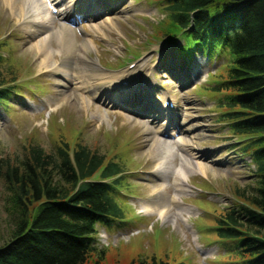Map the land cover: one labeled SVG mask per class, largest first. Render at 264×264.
I'll return each instance as SVG.
<instances>
[{"label": "rangeland", "instance_id": "obj_1", "mask_svg": "<svg viewBox=\"0 0 264 264\" xmlns=\"http://www.w3.org/2000/svg\"><path fill=\"white\" fill-rule=\"evenodd\" d=\"M10 4V0H0V56L3 78L10 84L17 80L13 85L18 94L11 96L8 105L0 103V158L20 163L32 145L52 153L64 143L71 147L81 143L120 165L122 179L116 188L124 218L98 226V253L105 252L102 264H133L141 259L151 262L154 257L169 264H242L244 259L236 252L222 251L221 239L212 230L225 210L242 201L244 190L253 192L255 181L254 165L237 148L242 139L219 120L224 110L211 91L216 82L227 76L233 60L228 51L216 59H209L201 52H196L190 60L185 58L188 46L180 53L182 40L169 41L162 33L170 15L165 0H123L116 10L94 19L95 24L106 17L114 20L115 27L101 33L90 29L88 19L76 25L80 40L87 34L97 41L98 52L92 56L110 74L132 71L149 61L148 67L156 69L155 90L175 99L179 122L192 129L188 139L207 155L206 163L211 166L208 176H193L192 192L182 198L193 213L188 218L181 217L186 222L181 219L176 227L171 223L163 227L157 216L145 217L139 213L140 201L152 194V190L144 187L148 185L147 166L133 161L141 157L135 140L138 127L134 124L145 122L146 118L114 104L95 101L105 121L102 130L96 132L98 125L94 124L92 112L72 106V90L57 86L60 76L39 69L40 56L32 52V47L41 36L31 37L25 31L18 13H11ZM62 91L66 92L62 101L68 95V103L58 112H52L47 98ZM56 106H62L61 101ZM112 110L115 113L109 114ZM183 113L188 116L184 117ZM123 114L135 123L125 125ZM175 163L178 165L179 161ZM10 197L4 180H0V247L11 239L15 229ZM104 229L107 233H103ZM97 260L99 254L95 253L85 264H95Z\"/></svg>", "mask_w": 264, "mask_h": 264}, {"label": "trees", "instance_id": "obj_2", "mask_svg": "<svg viewBox=\"0 0 264 264\" xmlns=\"http://www.w3.org/2000/svg\"><path fill=\"white\" fill-rule=\"evenodd\" d=\"M165 1L170 15L162 33L169 41L182 40L180 53L188 46L185 58L201 52L216 59L225 51L233 58L226 78L211 91L224 110L219 120L242 139L237 148L255 166V181L253 192L244 190L242 201L225 210L212 230L222 251L236 252L242 264H264V0ZM16 81L3 78L0 56L5 106L18 94ZM122 173L118 163L81 143H64L52 153L32 145L20 163L0 158V180L15 215L0 264H85L95 253V264H102L96 227L124 218L116 188ZM133 264L169 263L154 257Z\"/></svg>", "mask_w": 264, "mask_h": 264}, {"label": "bare ground", "instance_id": "obj_3", "mask_svg": "<svg viewBox=\"0 0 264 264\" xmlns=\"http://www.w3.org/2000/svg\"><path fill=\"white\" fill-rule=\"evenodd\" d=\"M122 1L10 0V10L12 14L18 13L25 31L31 37L41 36V40L32 47V52L40 56L39 69L60 76L57 86L72 90V106L79 111L92 112L94 124L98 125L96 132L102 130L105 121L95 101L104 105L114 104L130 114L146 118L145 122L134 124L138 127L135 140L141 157L133 161L147 166L149 178L148 185L144 187L152 190V194L147 200L140 201L139 213L145 217L157 216L162 226L171 223L176 227L181 217L188 218L194 211L182 198L192 192L190 182L193 176H208L211 166L206 163L207 155L196 147V142L188 139L192 129L185 122H179L175 99L155 90L156 69L148 67L149 61L132 71L110 74L92 56L98 52V44L93 36L86 34L81 40L77 36L76 25L82 19L91 21L89 27L95 33L115 27L110 17L104 16V21L98 24L94 23V19L104 12L116 10ZM19 6L21 8L17 12ZM54 9H57V13ZM159 66L163 68V62ZM171 66L175 68L173 63ZM177 67L183 68L179 64ZM65 93L62 91L57 96L47 98L52 112H58L68 103V95L62 101ZM60 101L62 106L57 108L56 104ZM108 113L115 112L112 110ZM182 115L188 116L186 113ZM123 118L125 125L135 123L128 115L123 114ZM129 154L135 156L134 153ZM177 160L178 165L175 163ZM182 221L186 222V219Z\"/></svg>", "mask_w": 264, "mask_h": 264}]
</instances>
